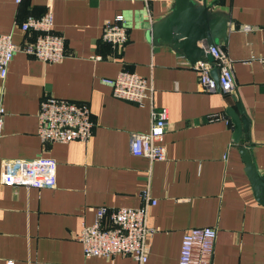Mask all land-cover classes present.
<instances>
[{
  "label": "crops",
  "instance_id": "crops-1",
  "mask_svg": "<svg viewBox=\"0 0 264 264\" xmlns=\"http://www.w3.org/2000/svg\"><path fill=\"white\" fill-rule=\"evenodd\" d=\"M195 1L214 4L229 21L220 47L232 61V94L202 91L181 53L152 43L150 26L170 13L172 0H0V34L12 33L18 45L32 40L15 25L50 8L52 31L64 38L66 52L56 64L16 53L0 79L6 112L0 172L13 159L45 157L57 165L54 189L0 183V264H137L128 256L87 258L76 237L99 207L142 206L146 187L157 203L149 210L155 232L144 264H177L183 235L203 227L218 233L212 264H264V206L253 196L239 152L249 150L264 180V0ZM117 15L128 28L120 51L100 39L103 23ZM120 71L150 80L155 110L168 111L165 161L131 155V135L148 133L150 109L113 97L103 80ZM45 95L88 105L93 131L87 143L42 145L37 115ZM237 102L249 121L238 145L225 114L237 111Z\"/></svg>",
  "mask_w": 264,
  "mask_h": 264
},
{
  "label": "built area",
  "instance_id": "built-area-1",
  "mask_svg": "<svg viewBox=\"0 0 264 264\" xmlns=\"http://www.w3.org/2000/svg\"><path fill=\"white\" fill-rule=\"evenodd\" d=\"M21 0H15L19 4ZM151 21V17H149ZM17 26L26 35H34L22 44L14 43L12 33L0 34V79L4 80L10 62L16 53L43 63L56 64L64 60L65 40L52 31L53 16L49 8L41 17L29 16ZM245 29H249L245 27ZM100 39L114 51H120L128 42V28L122 15L113 21L103 23ZM207 53L212 63L199 61L191 65L197 73L198 84L207 93L220 92L232 94L235 80L232 61L217 47H210ZM109 60L115 61L113 57ZM100 60L101 57H94ZM264 63V59L261 60ZM218 71L217 82L211 76V70ZM103 83L112 90L116 99L128 101L139 107L149 106L150 126L148 133H133L129 142V151L135 157L150 162L166 160L163 137L168 116L167 109L156 111L153 105L154 89L150 80L136 73L120 71L113 79H104ZM6 112L0 107V140L3 133ZM37 136L42 145L68 144L73 141L87 143L92 137L93 122L87 104L45 95L39 102L37 115ZM56 161L51 158L13 159L2 164L0 183L7 187L25 189H54L56 187ZM142 206L139 208H118L109 210L99 207L95 211L91 225H83L77 240L82 245L83 255L111 259L116 256H128L137 264H144L148 257L147 239L155 232L148 225L149 210L157 201L148 187L141 193ZM218 233L214 228H192L181 239L177 264H212ZM7 264H14L12 261ZM54 264V263H48Z\"/></svg>",
  "mask_w": 264,
  "mask_h": 264
},
{
  "label": "water",
  "instance_id": "water-1",
  "mask_svg": "<svg viewBox=\"0 0 264 264\" xmlns=\"http://www.w3.org/2000/svg\"><path fill=\"white\" fill-rule=\"evenodd\" d=\"M170 13L162 20L150 26L149 35L153 44H163L181 53L190 65L199 61L212 63L207 53L210 47L225 45L228 38L229 21L219 11H214V4L195 0H172ZM211 76L217 82L218 71L211 70ZM237 111L226 109V116L234 126L233 142L239 144L243 134H247L249 121L240 102ZM245 174L250 182L253 196L257 203L264 206V180L259 175L251 160L249 150L239 148Z\"/></svg>",
  "mask_w": 264,
  "mask_h": 264
}]
</instances>
